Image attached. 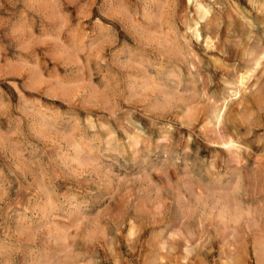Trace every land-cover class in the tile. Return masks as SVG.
I'll return each mask as SVG.
<instances>
[{"label": "rangeland", "instance_id": "obj_1", "mask_svg": "<svg viewBox=\"0 0 264 264\" xmlns=\"http://www.w3.org/2000/svg\"><path fill=\"white\" fill-rule=\"evenodd\" d=\"M0 264H264V0H0Z\"/></svg>", "mask_w": 264, "mask_h": 264}, {"label": "bare ground", "instance_id": "obj_2", "mask_svg": "<svg viewBox=\"0 0 264 264\" xmlns=\"http://www.w3.org/2000/svg\"><path fill=\"white\" fill-rule=\"evenodd\" d=\"M260 59V58H259ZM259 59H257V60H259ZM255 60V59H254ZM256 65V64H255ZM243 76H241L240 78H242ZM241 80V79H240ZM243 80V79H242ZM241 83V82H240ZM217 117H218V119H219V116L217 115ZM216 118V117H215Z\"/></svg>", "mask_w": 264, "mask_h": 264}]
</instances>
